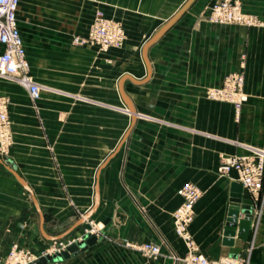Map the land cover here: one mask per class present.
<instances>
[{"label": "crops", "instance_id": "0c3cea01", "mask_svg": "<svg viewBox=\"0 0 264 264\" xmlns=\"http://www.w3.org/2000/svg\"><path fill=\"white\" fill-rule=\"evenodd\" d=\"M187 1L19 0L40 95L33 102L25 86L0 78L13 138L11 163L0 162V253L17 243L40 255L55 238L79 236L78 250L45 264H182L187 246L172 213L190 181L203 192L188 228L198 249L211 259L246 254L252 228L223 243L230 186L239 181L217 167L225 155L264 149V0H241L257 21L250 26L212 22L219 0H193L150 43ZM96 10L121 21V47L73 43ZM231 72L245 79L238 121L231 104L207 97ZM145 241L163 256L127 245ZM254 242L264 244V215Z\"/></svg>", "mask_w": 264, "mask_h": 264}, {"label": "built area", "instance_id": "2783aa9c", "mask_svg": "<svg viewBox=\"0 0 264 264\" xmlns=\"http://www.w3.org/2000/svg\"><path fill=\"white\" fill-rule=\"evenodd\" d=\"M18 7L19 0H0V78L18 80L27 88L29 96L34 102L39 98L40 88L31 79L30 66L18 27ZM207 18L212 22L221 24L250 26L257 23L253 16L242 10L241 0H219L210 8ZM118 30L119 27L115 23L102 16H96L88 35L85 37L77 36L74 38V42L79 45L85 43H97L101 46L116 45L120 38ZM243 85V73L231 72L224 77L221 87L208 89L207 96L211 99L230 102L236 111H240L243 101L246 99ZM8 104V97L0 93V157L8 156L13 144ZM231 171L236 172L237 180L246 188L250 196L251 242L253 243L264 213V194L261 190L264 178V151L248 148V153L231 155L217 167L219 176H227ZM177 194L180 196L181 202L172 213V222L174 232L185 241L187 246V253L184 257L179 258L182 264L249 263V254L211 259L202 253L188 232V227L193 220L194 205L201 197V190L193 182L187 181L177 189ZM87 231L90 234L95 232L94 229ZM80 240L81 237L79 236L53 240L40 255L13 243L7 252L0 253V264L35 263L40 257L60 253ZM127 245L152 260H157L163 256L161 247L154 242L145 241L128 243Z\"/></svg>", "mask_w": 264, "mask_h": 264}, {"label": "water", "instance_id": "95a60500", "mask_svg": "<svg viewBox=\"0 0 264 264\" xmlns=\"http://www.w3.org/2000/svg\"><path fill=\"white\" fill-rule=\"evenodd\" d=\"M193 0H188L183 8L173 17L168 24L162 28L155 36L150 40V43L153 42L157 37H159L168 27L171 26V24L182 14V12L192 3ZM0 162H5L10 164V159L7 157H4L0 159ZM8 170L17 178L19 182L27 186L23 180L17 175L15 172V169L11 166H7ZM29 191H31L28 188ZM250 200V196L246 190L242 186L240 182H232L230 186V193H229V209H228V217L226 222V228L223 231V243L226 245L233 244V237L235 235L238 236L240 239H245L247 236L248 230L252 226V211L251 206L248 203H244V201ZM40 212V210L38 209ZM42 220V217H41ZM236 228L238 229L236 232ZM58 239V238H57ZM56 238L54 240H57ZM95 236L90 235L87 239V242L92 243L95 241ZM85 241L78 242L75 244L70 245L66 250L53 254V255H46L40 257L35 263L31 264H45L48 261L54 259V258H62V257H68L71 253L75 252L76 250L81 247Z\"/></svg>", "mask_w": 264, "mask_h": 264}, {"label": "rangeland", "instance_id": "374dc122", "mask_svg": "<svg viewBox=\"0 0 264 264\" xmlns=\"http://www.w3.org/2000/svg\"><path fill=\"white\" fill-rule=\"evenodd\" d=\"M96 16H102L103 18L108 19V20H110L111 22H113V23H115L116 25H118V27H119L118 32H119V36H120V38H119V43H117L116 45H108V46H101V45H99V44H97V43H85V44H82V45L80 44V45H81V46H83V45L93 46V47H95V48H97L98 50L103 51V52L108 51V50H109L110 48H112V47H113V48H119V47H121V46L123 45L124 41H125L126 38H127V36H126V31H125V29H124V27H123L121 21L106 16V15L103 13V11H101V10H96V12H95V14H94V17H93V20H92V22H91V24H90V26H89V29H88L87 34L84 35V36H80V37H85V36L88 35L89 30H90V28L92 27V24H93L94 21H95ZM77 36H78V35H77ZM77 36H74V37H73V43H74V44H75V42H74V38L77 37ZM78 37H79V36H78ZM75 45H78V46H79V44H75ZM30 74H31V79H32V81H34L35 83H37L38 86H39V88H40V84L38 83V81H37L36 79H34L31 70H30ZM5 80H8V81H10V82H13V83H12L13 85H22V84L19 83L18 80H16V79H12V78L8 79V78H7V79H5ZM223 80H224V79H223ZM244 81H245V79H244ZM222 84H223V81H222L221 85H219V86H214V87H215V88L221 87ZM210 88H212V87H210ZM210 88H209V89H210ZM243 90H244V85H243ZM207 91H208V90H207ZM244 95H245L246 99L243 101V104H244V102L247 100V95L245 94V92H244ZM207 97H208V96H207ZM209 99H211V98H209ZM211 100L218 101V102H226V101L217 100V99H211ZM226 103H229V104L232 105V107H233V113H234V118H235L236 121H238V120L240 119V115H241V109H242V107H241L240 111H236L232 103H230V102H226ZM243 104H242V106H243ZM261 150L264 151V149H261ZM245 154H246V153H245ZM232 155H234V154H232ZM230 156H231V155H225V156H223V157L221 158V160H220V164L223 163L224 161H226ZM220 164H219V165H220ZM219 165H218V166H219ZM217 175H218V173H217ZM218 176H219V175H218ZM261 188H262L261 190H262V192H263V194H264V178H263V181H262V186H261ZM200 190H201V189H200ZM202 193H203V192H202V190H201V196H202ZM199 199H200V198H199ZM194 206H195V205H194ZM194 215H195V213H194V209H193V219H194ZM263 215H264V214H263ZM192 221H193V220H192ZM260 222H261V220H260ZM190 224H191V223H190ZM259 225H260V223H259ZM89 226H93L92 223H90ZM189 226H190V225H189ZM188 228H189V227H188ZM188 232H189V231H188ZM184 242H185V241H184ZM249 246H250V247L247 248V250H246V254H247V255L249 254V263H248V264H264V244L258 246L257 243H255V242L252 243V242H251ZM21 247H22V246H21ZM24 248H25V247H24ZM246 254H244L243 256H245Z\"/></svg>", "mask_w": 264, "mask_h": 264}]
</instances>
